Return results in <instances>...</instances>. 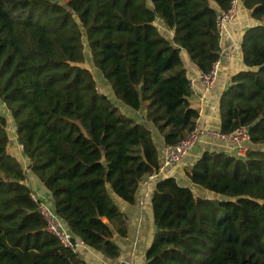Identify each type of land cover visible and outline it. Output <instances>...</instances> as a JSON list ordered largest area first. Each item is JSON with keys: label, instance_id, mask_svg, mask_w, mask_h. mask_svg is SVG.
Wrapping results in <instances>:
<instances>
[{"label": "trees", "instance_id": "trees-1", "mask_svg": "<svg viewBox=\"0 0 264 264\" xmlns=\"http://www.w3.org/2000/svg\"><path fill=\"white\" fill-rule=\"evenodd\" d=\"M238 2L260 23L244 31L245 69L219 97L220 131L245 125L251 143L264 144V0ZM230 3L0 0V101L26 168L74 238L109 259L120 254L111 226L126 235L111 194L134 202L139 181L158 169V152L150 129L98 91L82 66V34L116 98L133 109L144 104L146 120L174 144L198 117L182 52L200 71L211 69L219 58L217 16ZM10 142L0 114V264H87L46 230ZM186 174L211 196L156 179L144 264H264V150L250 148L244 159L205 150Z\"/></svg>", "mask_w": 264, "mask_h": 264}, {"label": "crops", "instance_id": "crops-1", "mask_svg": "<svg viewBox=\"0 0 264 264\" xmlns=\"http://www.w3.org/2000/svg\"><path fill=\"white\" fill-rule=\"evenodd\" d=\"M251 11L237 3V12L232 21L226 23L219 35V58L218 72L213 86L205 91L203 84L198 79L199 69L190 62L188 56L182 52V60L186 68L187 77L193 82L194 91L191 92L188 101L190 106L198 111L196 121L207 128L220 130V118L218 111V100L221 93L230 84V77L236 72L245 69L242 62L241 39L244 31L252 24L260 22L251 18ZM155 24L163 32L168 31L162 21L156 19ZM171 35L172 32L169 31ZM98 84L95 80L98 91L105 94L125 115L135 121L144 124L151 131V136L158 152L159 164L163 160L164 139L156 127L146 120V111L144 104L140 109H131L122 107L114 95L110 84L99 73L97 74ZM94 78V77H93ZM116 100V101H115ZM213 141V142H212ZM205 144H209L208 146ZM261 144H250V148L258 149ZM232 146L230 144L217 140L205 139L188 153L183 159L171 167H168L160 177H172L179 185L191 188L200 196L209 197L211 193L202 187L194 185L186 174V170L200 157L205 150L222 151L230 153ZM27 167L28 161L23 160ZM22 165V167H24ZM28 170V169H27ZM157 179V178H156ZM156 179L142 178L139 181L135 191L134 202H127L113 194L111 197L125 219L126 235L120 236L116 229L111 226L112 240L119 246L120 254L116 259H109L88 246H80L77 249V255L87 264H117L120 260H130L132 264H144L145 252L151 243L154 232L150 200L155 188ZM25 183L31 191H34L41 199L52 205V199L49 191L40 183L37 177L30 171L25 172ZM107 221L106 218H102Z\"/></svg>", "mask_w": 264, "mask_h": 264}, {"label": "built area", "instance_id": "built-area-1", "mask_svg": "<svg viewBox=\"0 0 264 264\" xmlns=\"http://www.w3.org/2000/svg\"><path fill=\"white\" fill-rule=\"evenodd\" d=\"M238 0H231L230 6L227 10L221 11L217 16V28L219 35L226 23L232 21L237 12ZM218 61L212 64V67L207 72L199 71L198 79L203 84L204 90H209L216 79L218 72ZM190 92H193V82L189 80ZM202 139L217 140L230 144L232 146L230 154L238 159H244L250 149V136L248 127L241 125L231 132L224 133L220 130L210 129L200 125L197 121L194 127L179 141L174 144L165 145L163 160L159 164L158 169L148 175L147 179H156L162 176L165 170L172 165L179 163L184 156L192 151ZM20 148V146H19ZM31 199L37 203L39 212L46 223V230L54 235L61 245L69 249L73 253H77V249L85 244L74 238L73 233L66 226L64 221L56 214L52 205L41 199L34 191L30 192ZM117 264H132L130 260H120Z\"/></svg>", "mask_w": 264, "mask_h": 264}, {"label": "rangeland", "instance_id": "rangeland-1", "mask_svg": "<svg viewBox=\"0 0 264 264\" xmlns=\"http://www.w3.org/2000/svg\"><path fill=\"white\" fill-rule=\"evenodd\" d=\"M59 2L62 3V4H65L67 2V0H59ZM82 32H83V30H82ZM81 40H82V43H83V53H84V62L82 63V66L88 68L90 70L91 74L93 75L94 79H96V78H98L97 74L99 73L102 76V73H101V71L98 68H96L93 65L91 54H90V50H89V47L87 45V41H86V37H85L84 32L82 34ZM96 82L98 84V79H96ZM118 101L121 103V105H123L122 107L130 108L129 106L124 104L122 101H120V100H118ZM0 114L5 116L6 119H7V132H8L9 138L11 140L10 145L8 147L9 152L12 153L13 155H15L18 158V160L20 161L21 165L24 166L23 160L24 159L27 160V159L24 157L21 149L19 148L18 143L16 142V139H15V136H14V127H15L14 126V121H13L9 111L7 110L6 106L1 101H0ZM203 140H205V139H203ZM209 141H211V140H209ZM205 145L208 146L209 144H205ZM258 149L264 150V144H261ZM23 169H24L25 172L28 171L26 166H24Z\"/></svg>", "mask_w": 264, "mask_h": 264}, {"label": "water", "instance_id": "water-1", "mask_svg": "<svg viewBox=\"0 0 264 264\" xmlns=\"http://www.w3.org/2000/svg\"><path fill=\"white\" fill-rule=\"evenodd\" d=\"M103 163H105V162H103Z\"/></svg>", "mask_w": 264, "mask_h": 264}]
</instances>
